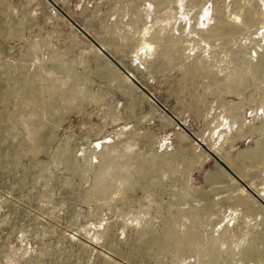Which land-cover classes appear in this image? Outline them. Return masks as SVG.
Returning a JSON list of instances; mask_svg holds the SVG:
<instances>
[{
	"label": "rangeland",
	"instance_id": "1",
	"mask_svg": "<svg viewBox=\"0 0 264 264\" xmlns=\"http://www.w3.org/2000/svg\"><path fill=\"white\" fill-rule=\"evenodd\" d=\"M53 1L88 36L47 0H0V264H202L139 244L144 230L190 226L204 251L218 241L214 264H264V206L238 191L227 163L264 200V81L253 82L264 0L228 48L205 30L223 25L231 0ZM159 39L177 46L163 56ZM229 52L256 63L241 93L227 90ZM29 80L53 92L12 120L16 98L4 91ZM141 163L144 177L133 172ZM100 167L106 180L124 167L136 182L117 175L90 195Z\"/></svg>",
	"mask_w": 264,
	"mask_h": 264
},
{
	"label": "bare ground",
	"instance_id": "2",
	"mask_svg": "<svg viewBox=\"0 0 264 264\" xmlns=\"http://www.w3.org/2000/svg\"><path fill=\"white\" fill-rule=\"evenodd\" d=\"M157 2H162V1L157 0ZM224 7H225V4L223 3L221 6V10H220L222 13L223 25L222 26L210 25V26H208V28L205 31L210 35V38H212L215 41L223 42L224 47L228 48L229 45L234 41V38L237 35V33H239L244 27L251 26L258 19L256 16V10L254 7V1L253 0H231V8L229 9V11L227 13L225 12ZM159 42H162L163 44L166 45V47L161 49V54L163 56H166L170 49H173L177 46L176 42H174L173 40H170V39H166V40L165 39H163V40L159 39ZM169 45H170V47L168 48ZM145 46L147 48L149 47V50L151 49L149 44H146ZM143 49H145V47ZM146 51H148V50H146ZM259 56L261 59L258 63L261 65L264 63V59L262 58L261 52H260ZM229 57L230 58L228 59V61L226 63H224V65H226V67L230 66L231 69H233V70H230L225 75V79L228 82L227 90L230 92H234V93H241L247 84V80H248L247 70L249 68H254L256 63L254 61L248 59L247 56H245L244 54H236L233 52H229ZM224 61H226V60H224ZM203 69H205V70H207V72L211 73V71L208 70L207 67H203ZM234 70L236 72H233ZM124 77L126 79H128L127 76L124 75ZM263 81H264V71L258 70L255 78L253 79V82L254 83H262ZM31 82H32V80L18 82V83H16V85L13 88L7 89L4 91V96L14 95L16 98V104L18 107H17V109H15L14 111L9 113V116L12 120H16L19 117V115L31 105H33V106L38 105L37 107H40L39 102H42L43 100L48 99V97L50 98V96L53 92L50 89L46 90V89L42 88L40 90H34L31 87L26 88V86ZM71 93H72V90L70 89V91H68L67 94H64V96L69 98V97H71ZM44 96H45V98H44ZM2 102H4V101H2ZM0 126H1V124H0ZM0 130H1V128H0ZM34 134L32 136L33 138L35 136ZM227 163L229 164V166H231V168L234 170V173L236 175L239 174L241 177H244V175L241 174V171L238 170V166L233 160H227ZM68 166L72 170H75V166L72 163H68ZM150 171H151V166L147 167L144 163H141L137 168L134 169L133 172L135 174L139 175L140 177H144ZM106 174L108 175V170L103 169V167H100V169L97 171V173L95 175V182H94L93 188L90 192V195H100V196L106 195L108 188H110V186H111L112 179L114 177H117V175L123 174L125 181H130V184L136 182V178L133 176V174L130 172V175H129L127 169L124 167H119L117 169L112 170L111 173H109V176H110L109 180L105 179ZM217 174H220V173H217ZM229 178L233 182L236 181L230 175H229ZM237 189L241 193H248V196L250 198L255 199V197H253L245 189V187L242 186L241 184H238ZM262 194H263L262 192L258 193V195H260V196H262ZM238 202H239V204L243 203L241 198H238ZM249 207H246V208L249 209ZM191 216L193 219H197V217H198V215L196 213H192ZM178 222H179V219L173 220V224H177ZM147 232L148 231L144 230L141 233V238H140L139 244L145 248H148V247L153 245L156 247L155 251L158 253H165L168 251L178 253L181 250H186V251L194 253L198 257L199 261L202 264H214L218 259L217 255H216V251H217L216 245L218 244V241L215 239H211L209 237L206 241L207 244L209 245V250L204 251L203 247H202V242H203L202 238L205 236V234L203 235L199 231L194 230L192 226H190L187 230H185L181 233L177 232L175 230H169V229L164 230L160 234L156 233L157 235L156 234H147ZM229 252H230V250H229ZM248 252L249 253L254 252V249L252 246L243 250V253L245 254V255L243 254L244 257H248V255H246ZM261 258L264 260V252L261 254Z\"/></svg>",
	"mask_w": 264,
	"mask_h": 264
},
{
	"label": "water",
	"instance_id": "3",
	"mask_svg": "<svg viewBox=\"0 0 264 264\" xmlns=\"http://www.w3.org/2000/svg\"><path fill=\"white\" fill-rule=\"evenodd\" d=\"M53 7H55L62 15H64V17L73 24L74 27H76L79 31L82 32L83 35L88 36L87 33L81 28L79 27L75 22L72 21V19L66 15V13H64L62 11L61 8L58 7V5L53 1V0H47ZM90 38V37H89ZM94 43L97 45V47L99 48L100 51H102L104 53V55L125 75L128 77V79L130 81H132L133 83H135L140 89H142L146 95H148V97L152 98V95L146 91L137 81L136 79H134V77L128 72L126 71L110 54H108L98 43H96L94 41ZM225 169L229 170V168L227 166H225ZM230 174L232 176H234L242 186L245 187V189L253 196L255 197V199L260 202L263 206H264V200H262L254 191L250 190L249 187L243 183L238 177H236V175L230 171Z\"/></svg>",
	"mask_w": 264,
	"mask_h": 264
}]
</instances>
